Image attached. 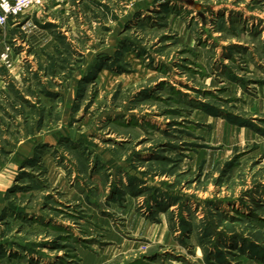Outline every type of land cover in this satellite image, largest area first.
<instances>
[{
    "label": "rangeland",
    "instance_id": "rangeland-1",
    "mask_svg": "<svg viewBox=\"0 0 264 264\" xmlns=\"http://www.w3.org/2000/svg\"><path fill=\"white\" fill-rule=\"evenodd\" d=\"M0 264H264V0H61L0 27Z\"/></svg>",
    "mask_w": 264,
    "mask_h": 264
},
{
    "label": "built area",
    "instance_id": "built-area-1",
    "mask_svg": "<svg viewBox=\"0 0 264 264\" xmlns=\"http://www.w3.org/2000/svg\"><path fill=\"white\" fill-rule=\"evenodd\" d=\"M48 1H61V0H0V27H3L8 22V18L17 16L24 10L34 6L44 5ZM10 47H4L0 53V62L3 65L9 63Z\"/></svg>",
    "mask_w": 264,
    "mask_h": 264
},
{
    "label": "crops",
    "instance_id": "crops-1",
    "mask_svg": "<svg viewBox=\"0 0 264 264\" xmlns=\"http://www.w3.org/2000/svg\"><path fill=\"white\" fill-rule=\"evenodd\" d=\"M3 49H4V48H3ZM3 49H2V51H3ZM2 51H1V52H2ZM1 52H0V53H1Z\"/></svg>",
    "mask_w": 264,
    "mask_h": 264
},
{
    "label": "trees",
    "instance_id": "trees-1",
    "mask_svg": "<svg viewBox=\"0 0 264 264\" xmlns=\"http://www.w3.org/2000/svg\"><path fill=\"white\" fill-rule=\"evenodd\" d=\"M264 261V260H263Z\"/></svg>",
    "mask_w": 264,
    "mask_h": 264
}]
</instances>
